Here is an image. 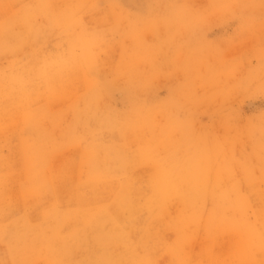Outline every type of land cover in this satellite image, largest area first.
Returning a JSON list of instances; mask_svg holds the SVG:
<instances>
[{"label": "clouds", "instance_id": "1", "mask_svg": "<svg viewBox=\"0 0 264 264\" xmlns=\"http://www.w3.org/2000/svg\"><path fill=\"white\" fill-rule=\"evenodd\" d=\"M0 264H264V0H0Z\"/></svg>", "mask_w": 264, "mask_h": 264}]
</instances>
